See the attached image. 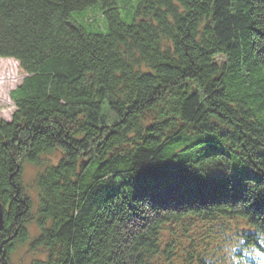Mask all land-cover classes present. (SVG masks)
I'll list each match as a JSON object with an SVG mask.
<instances>
[{"label": "trees", "instance_id": "1", "mask_svg": "<svg viewBox=\"0 0 264 264\" xmlns=\"http://www.w3.org/2000/svg\"><path fill=\"white\" fill-rule=\"evenodd\" d=\"M0 57L26 73L0 117V264L28 236L21 161L55 150L33 264H228L264 232V0H0ZM194 219L216 225L174 262Z\"/></svg>", "mask_w": 264, "mask_h": 264}, {"label": "rangeland", "instance_id": "2", "mask_svg": "<svg viewBox=\"0 0 264 264\" xmlns=\"http://www.w3.org/2000/svg\"><path fill=\"white\" fill-rule=\"evenodd\" d=\"M75 17V15H73ZM84 26L91 25L105 27V19L99 9L89 8L85 10L79 17ZM88 27V26H87ZM224 60L222 56H217L215 61L220 63ZM26 73L21 68L19 62L14 58L0 57V117L5 120H11L12 114L16 107L13 100L10 98V91L18 86ZM61 157V152L55 150L50 153H43L39 161L30 162L27 160L21 161V184L25 190V196L30 200V217L24 222L27 230V238L24 241L15 243L14 249L10 254L8 264H33L36 261L44 260L47 257V250L43 247H34L33 240L40 234V229L37 225V217L39 212V188L37 186V177L45 169L46 166L56 164ZM187 223V232L183 233L179 224H172L174 236L180 247L172 253L171 257L174 262H179L181 256L189 249L190 241L194 243L195 248L200 249L203 247L204 241H201L203 226L211 224L216 225V222H206L198 219ZM228 234H235L238 227V232L243 228V224L238 226L234 223L226 224ZM169 230L166 231V238H168ZM231 241L222 242L221 249L232 243ZM229 245L223 252H227ZM220 254V253H219ZM219 254H216L218 256ZM216 264L221 262L216 261Z\"/></svg>", "mask_w": 264, "mask_h": 264}, {"label": "clouds", "instance_id": "3", "mask_svg": "<svg viewBox=\"0 0 264 264\" xmlns=\"http://www.w3.org/2000/svg\"><path fill=\"white\" fill-rule=\"evenodd\" d=\"M227 252L228 264H264V232L258 233L255 243H245L243 239L232 242Z\"/></svg>", "mask_w": 264, "mask_h": 264}, {"label": "water", "instance_id": "4", "mask_svg": "<svg viewBox=\"0 0 264 264\" xmlns=\"http://www.w3.org/2000/svg\"><path fill=\"white\" fill-rule=\"evenodd\" d=\"M3 219H4V208L0 204V229L2 228V225H3Z\"/></svg>", "mask_w": 264, "mask_h": 264}]
</instances>
